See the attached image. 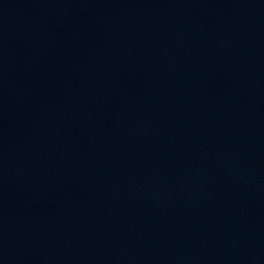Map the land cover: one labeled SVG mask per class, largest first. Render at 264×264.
Segmentation results:
<instances>
[{"label": "water", "instance_id": "95a60500", "mask_svg": "<svg viewBox=\"0 0 264 264\" xmlns=\"http://www.w3.org/2000/svg\"><path fill=\"white\" fill-rule=\"evenodd\" d=\"M0 264H264V0H0Z\"/></svg>", "mask_w": 264, "mask_h": 264}]
</instances>
